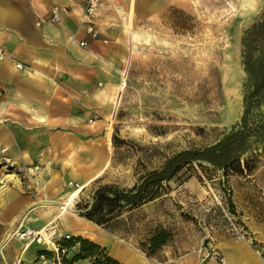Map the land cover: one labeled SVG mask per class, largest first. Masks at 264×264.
Wrapping results in <instances>:
<instances>
[{
    "label": "rangeland",
    "instance_id": "rangeland-1",
    "mask_svg": "<svg viewBox=\"0 0 264 264\" xmlns=\"http://www.w3.org/2000/svg\"><path fill=\"white\" fill-rule=\"evenodd\" d=\"M241 3L132 0L129 15L135 12V18L131 38L127 33L124 89L117 121L109 120L110 162L80 193L68 216L80 218L82 207H77L90 204L99 187L132 189L176 153L211 146L241 122L247 77L243 40L263 19L264 0L255 1V10H242ZM248 161L253 169L244 174L225 175L208 163L186 165L165 183L159 198L125 211L108 225L93 222L95 232L108 240L91 241L124 264L119 250L151 264H177L192 256L197 264L211 259L220 264L226 251L235 264L244 252L252 264L264 262V242L254 232L264 235V144L242 158L244 164ZM60 223L62 237L55 238L60 255L40 243L46 264L71 262L80 252L78 238L90 240ZM162 232L168 233V241L153 252L151 238Z\"/></svg>",
    "mask_w": 264,
    "mask_h": 264
},
{
    "label": "crops",
    "instance_id": "crops-1",
    "mask_svg": "<svg viewBox=\"0 0 264 264\" xmlns=\"http://www.w3.org/2000/svg\"><path fill=\"white\" fill-rule=\"evenodd\" d=\"M85 1L0 0V47L9 56L0 61V149H5L0 152V264H42L44 246L15 233L59 220L73 191L70 183L86 188L107 167L109 120L113 114L112 124L117 121L120 102L115 106L114 101L122 79L124 89L128 21L135 12L130 17L132 0H100L91 19L98 32L93 38L87 32ZM54 6L68 10L59 22L51 20ZM83 190L73 195L60 226L66 224L73 235L85 229L90 240L106 241L93 222L68 216ZM259 232L256 238L264 242ZM118 256L126 264H151L127 250ZM239 259L238 264L253 263L248 252ZM196 261L192 256L177 264ZM226 263L235 264L227 251Z\"/></svg>",
    "mask_w": 264,
    "mask_h": 264
},
{
    "label": "trees",
    "instance_id": "trees-1",
    "mask_svg": "<svg viewBox=\"0 0 264 264\" xmlns=\"http://www.w3.org/2000/svg\"><path fill=\"white\" fill-rule=\"evenodd\" d=\"M243 45V66L247 77L241 122L211 146L176 153L161 168L146 174L132 189L110 185L99 187L90 204H79V209L82 207L80 218L101 226L108 225L125 211L139 208L159 198L164 192L165 183L192 163H208L222 170L225 175L244 174L253 169L249 161L244 164L242 158L264 144V17L247 31ZM78 241L80 252L71 262L65 261V264L86 259L92 264H124L101 245L81 237ZM167 241V232L153 236L152 251L155 252Z\"/></svg>",
    "mask_w": 264,
    "mask_h": 264
},
{
    "label": "built area",
    "instance_id": "built-area-1",
    "mask_svg": "<svg viewBox=\"0 0 264 264\" xmlns=\"http://www.w3.org/2000/svg\"><path fill=\"white\" fill-rule=\"evenodd\" d=\"M101 4L100 0H86L85 1V7H84V18H86L88 20L87 24V32L93 37V38H97L98 36V32L95 29L94 24L92 23L91 19L94 17L97 9L99 8ZM120 9V8H119ZM67 8L66 7H62V6H54L51 10V20L54 22H59L62 20V14L67 12ZM86 43L85 42H81L80 45L84 46ZM9 59V56L7 55V52L0 47V61H4ZM18 68L22 69L23 65L21 63H17L16 64ZM4 95V91L0 89V97H2ZM0 152L3 153L5 152V149H0ZM36 169H38V167H36ZM77 185V184H76ZM45 227V232L44 234H36L35 230H28V229H24V230H20L16 232V236L22 240H28L29 242H37V243H44V244H48L53 246V249L55 250V252L58 254V256L60 255L59 251L61 249V244H60V240L59 239H55L56 237L61 236V234L58 233V224L57 221L54 222H50L48 223ZM65 239H71V236L69 235H65L64 236ZM59 240V241H58ZM206 250H208L206 248ZM63 252H65V250L62 249ZM41 260H42V264H46L47 263V258L45 253H43L41 255ZM59 264H61V262H59ZM220 264H226L225 259L221 258L220 259Z\"/></svg>",
    "mask_w": 264,
    "mask_h": 264
},
{
    "label": "bare ground",
    "instance_id": "bare-ground-1",
    "mask_svg": "<svg viewBox=\"0 0 264 264\" xmlns=\"http://www.w3.org/2000/svg\"><path fill=\"white\" fill-rule=\"evenodd\" d=\"M255 1L256 0H242L241 7L240 8L242 10H255L256 9V3H255ZM133 21H134V14H132L131 19L128 21V31H129L130 34H131V28H132ZM123 78H124V75H123ZM122 88H123V79H122V82H121V84H120V86L118 88V91L116 93L115 101L113 100L115 102V106H117L119 104V102H120V98H121V94H122ZM113 116L114 115L112 114L111 120H113ZM109 162H110V154H109V157H108V160H107V165L109 164ZM70 184H72V183H70ZM76 184L77 185H75V187H73L72 193L67 197V199L62 204V206H61V214H59L57 216V218L60 217V219H62V213L64 211H66V209H68L69 204L71 202V199H72L73 195L76 194L77 192H80L81 190H83L85 188V186H86L84 183H79L78 182ZM70 186H72V185H70ZM55 219H53L52 222L56 221ZM44 232H45V227L41 228L40 230H36L35 231V233L38 234V235L44 234ZM82 233L83 234H86V235H90V231L85 230V229L82 231ZM255 233H256L257 237H259V238L261 237L259 230H255Z\"/></svg>",
    "mask_w": 264,
    "mask_h": 264
}]
</instances>
